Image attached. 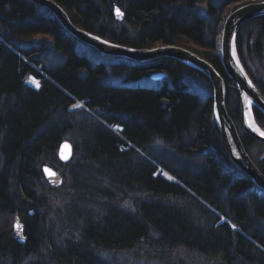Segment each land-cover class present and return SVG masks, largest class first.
Here are the masks:
<instances>
[{"label": "trees", "instance_id": "1", "mask_svg": "<svg viewBox=\"0 0 264 264\" xmlns=\"http://www.w3.org/2000/svg\"><path fill=\"white\" fill-rule=\"evenodd\" d=\"M55 1L77 27L116 44L137 49L175 45L197 54L191 45L201 49L200 55L224 76L228 113L264 174V143L240 127L237 89L218 55L223 15L244 0ZM115 6L125 11L122 23L115 20ZM86 49L41 6L0 0V264H44L45 258L47 264H108L101 252L130 253L155 239L163 246L171 239L172 245L215 264H264V195L232 162L216 125L212 94L203 88L209 85L204 76L173 59L134 64L96 51L88 55ZM237 51L264 94V81L250 67L251 61L264 60V17L241 27ZM159 71L166 73L159 85L127 83ZM259 74L264 77V71ZM118 75L120 81L113 78ZM31 76L41 81L39 90L26 86ZM84 101L101 120L84 108L72 109ZM255 116L264 129L263 113L255 109ZM90 119L97 126L87 130ZM111 126L123 129L115 132ZM80 127H85L77 134L84 153L79 155L77 145L79 159L62 165L56 149ZM154 140L157 145L148 148ZM46 163L55 170L76 167L70 177L73 196L86 202L82 224L72 221L79 236L66 238L57 249L53 243L49 250L43 245L48 235L54 237L42 213L43 191L51 190L42 174ZM162 168L174 180L166 179ZM95 169L108 178L103 190L78 181L79 171ZM94 191L107 201L130 193L134 197L127 201L134 210L114 205L123 199L111 206L105 201V210L113 208L114 214L90 218L89 225L84 214ZM17 217L25 226L24 245L13 236Z\"/></svg>", "mask_w": 264, "mask_h": 264}, {"label": "water", "instance_id": "2", "mask_svg": "<svg viewBox=\"0 0 264 264\" xmlns=\"http://www.w3.org/2000/svg\"><path fill=\"white\" fill-rule=\"evenodd\" d=\"M30 1L49 10L71 36L103 55L125 58L139 63L153 62L163 58L174 59L208 77L213 82L216 125L222 135L229 155L234 164L254 183L259 192L264 195V174L251 159L244 147L235 122L231 119L227 110V83L209 60L189 49L179 46L162 45L149 49H133L121 46L77 27L73 24L67 12L54 0ZM124 16L121 10L115 11V17L119 22L124 21ZM263 16L264 0L244 6L227 17L221 33V62L227 77L234 83L241 101V126L249 136L261 143H264V135H261L260 132L254 129L249 123V118L255 127L264 132L258 125L254 113V109L257 108L264 114V94L254 83L241 62L237 51V36L243 24ZM165 75V72L159 71L152 75V79L157 82L162 81ZM33 78L35 79V77ZM60 153L63 163L70 162L74 153L73 145L69 141H63L60 146ZM42 172L45 179L53 187H61L63 185L64 178L57 170L44 167ZM24 229V225L17 218L14 226V237L21 244L26 242Z\"/></svg>", "mask_w": 264, "mask_h": 264}, {"label": "rangeland", "instance_id": "3", "mask_svg": "<svg viewBox=\"0 0 264 264\" xmlns=\"http://www.w3.org/2000/svg\"><path fill=\"white\" fill-rule=\"evenodd\" d=\"M261 1L262 0H244V1H241L238 3H234V4L227 7V10L223 15L224 16V22H223L221 31L219 32V35L217 37L218 38V41H217L218 55L220 56V59H221V33L223 31V26H224V23L226 22L227 17H229L232 13H234L235 11H237L238 9H240L244 6L254 4L257 2H261ZM62 28L65 30V28L63 26H62ZM65 32H67V31L65 30ZM40 37L41 36H39L38 38H40ZM81 44H83V43H81ZM162 45H165V44H157L151 48H155V47L162 46ZM191 48L196 50V51H199L200 54L203 52L201 49H199L195 45H191ZM94 51H96V50L92 49L89 46H88V49H86V52L88 53V55L89 54L92 55L94 53ZM200 56H202V55H200ZM203 58H205V57H203ZM103 60L106 61L105 59H103ZM127 62L139 64V62L132 61V60H130V61L127 60ZM250 63H251L250 67H251L252 71L254 72V74L256 75V77L259 79H262L264 81V77H262L261 74H259L260 72L264 71V60L262 63H258V62H254V61H251ZM190 69H192V68H190ZM196 72H198V71H196ZM200 74H202V73H200ZM152 75L150 76L151 79L150 78L147 79L146 77H144L138 81L127 82V83L129 85H143V86L144 85H155V86L159 85L160 83H154L155 81L152 80ZM202 75L205 76L204 74H202ZM189 78H190V76H189ZM191 78L194 79L193 76ZM30 80H31V78L28 80V83H30ZM118 81H120V80L118 79ZM121 81H123V82L126 81L124 75H123ZM195 83H197V80H195ZM39 85H40V81H39ZM37 88H39V87H37ZM37 88H34V89H37ZM203 88L207 92L211 93L212 97H213V87L210 85V83H209V85L204 84ZM226 105H227V98H226ZM81 107H82V103H77L76 105H74L72 107V109L75 111V110L80 109ZM119 117L121 119V116H119ZM111 128H114V129L116 128V130H118V131H122V129H123L121 126H113V127L111 126ZM76 133H77V130L75 129V131L69 135V138L67 140H70V138H72L73 140H70V141L73 143V145L77 144L79 146V151H80V150H82L81 139L77 136ZM155 140L153 141V143H150L147 145L148 148L152 147L153 144L157 145V141L155 142ZM74 141L77 143H75ZM161 145H163V143ZM82 152L84 153V151H82ZM258 156H259V154H258ZM75 157H77V156H75ZM77 159H79V156L77 157ZM57 171L60 172L64 178V184L61 187H53L44 178L47 186H49V188H51V190H49V191L44 190L43 191V195L45 196V198H44L45 205L43 207L42 213H44V216H46L45 222L49 225L47 231L49 233L52 232V234L54 236V237L50 236V238H48L49 237V235H48V237L44 238L43 245H45L47 250L50 249V247L53 243H54L53 246L55 247V249H57L62 243L65 242L66 238L69 237L72 239H76L79 236V233H78L79 227L77 225H74V223H72V221L74 222V220L79 219V215H81L80 214L81 209L84 208L86 205V202L84 200H82V201L79 200V198L77 197L78 194L76 197L73 196L75 194L74 189H76V188L74 187L70 177H72L73 172L74 173L77 172L76 167L68 166L66 169L65 168H62V169L59 168V169H57ZM95 176H96L98 181L97 180L95 181V179L94 180H88L87 179V181H85V183L91 184L90 188H92L93 185L100 186V182L105 183V181L108 180V178L106 180L104 177H101L99 175H95ZM164 176L168 180H171V179L173 180V177L171 175L167 174ZM78 181L80 182L79 178H78ZM118 194L119 193H116V195L114 194L111 201H106V200H108V199H106L107 197L100 196V197H104L103 199H106L105 200L106 203H105V201L100 202L98 204L100 206H94V205L91 206V204H90V207H91L93 213H95L100 218L101 217L104 218V215L105 216H108V215L111 216L112 214H114L113 212H111L113 210V208H109V210H105L106 206L104 205V203L111 206V203H114L116 200H119V199H123L124 202L123 203L116 202L114 204L115 206L121 208L122 211H126V210L133 211L134 206H133L132 202L127 201V200H132L134 196H130L129 195L130 193L128 194V196H125V197L122 194L121 195H118ZM79 196L81 197V195H79ZM85 196H87V198L89 197L87 194ZM95 198H98V197L95 195L94 199ZM92 199H93V197L91 196L90 200H92ZM85 200L87 201L86 198H85ZM102 206H103V208H101ZM33 214L34 213H32V215ZM78 221H81L80 225L83 222V220L81 218ZM20 223H21V221H20ZM15 224H16V219H15L14 226H15ZM24 228H25V226H24ZM41 233L42 232L38 231V236H42L43 233L42 234ZM25 238H26V242H27V237L25 236ZM37 238L39 239V237H37ZM154 241H155L154 244H151V245H150V243L144 244L143 246L140 247V249H133V250H131V252L129 251L130 253H123V252H118V251H111V252L106 251L103 253L101 252L99 256H101L102 260H104L108 264H215L212 259H205L202 256H200L199 254H195V253H193L187 249L181 248V246L179 244H178V246H175V244L172 245L171 239H166L165 243H167V245H165V246H163L156 239ZM26 242L24 244H26ZM41 250H42L41 252H44V254H45V252H47L43 247H41ZM44 260H45L44 264H47L46 258Z\"/></svg>", "mask_w": 264, "mask_h": 264}, {"label": "bare ground", "instance_id": "4", "mask_svg": "<svg viewBox=\"0 0 264 264\" xmlns=\"http://www.w3.org/2000/svg\"><path fill=\"white\" fill-rule=\"evenodd\" d=\"M55 1V0H54ZM34 4H36V3H34ZM36 5H38V4H36ZM60 5V4H59ZM39 6V5H38ZM61 6V5H60ZM62 7V6H61ZM42 8H44V7H42ZM63 8V7H62ZM45 9V8H44ZM64 9V8H63ZM47 12H49L53 17H54V15L49 11V10H47V9H45ZM65 10V9H64ZM116 10H121L123 13H124V15H125V11L120 7V6H115V8H114V17H115V11ZM66 11V10H65ZM264 17V16H263ZM55 18V17H54ZM125 18H126V15L124 16V21H125ZM57 20V19H56ZM115 20L117 21V22H119L117 19H116V17H115ZM123 21V22H124ZM122 23V22H121ZM87 31V30H86ZM89 32V31H88ZM89 33H91V34H94V35H97V34H95V33H93V32H89ZM97 36H99V35H97ZM73 37V36H72ZM101 37V36H100ZM74 38V37H73ZM103 38V37H102ZM75 39V38H74ZM105 39V38H104ZM76 40V39H75ZM107 40V39H106ZM78 41V40H77ZM109 41V40H108ZM79 42V41H78ZM118 45H120V44H118ZM121 46H124V45H121ZM170 46H175V45H170ZM88 47V46H87ZM126 47H128V46H126ZM130 48V47H129ZM133 49H137V48H133ZM112 58H114V59H117V60H122V61H124V62H127V59H125V58H119V57H112ZM164 60H166V59H169V58H163ZM162 59H158V60H155V61H153V62H158V61H161ZM174 60V59H173ZM130 61V60H129ZM177 61V60H176ZM242 62V61H241ZM146 63H151V62H146ZM243 64V63H242ZM243 66H244V64H243ZM244 68H245V66H244ZM193 70V69H192ZM245 70H246V68H245ZM161 72V71H160ZM163 72V71H162ZM200 73V72H199ZM166 74V73H165ZM166 76V75H165ZM223 76V75H222ZM121 76L120 75H118V76H115V77H113L114 79H118V78H120ZM224 77V76H223ZM31 78V80H30V83H28V80ZM204 78H205V80L207 81V82H209L210 83V85L212 86V81L208 78V77H206V76H204ZM225 79V78H224ZM153 80V79H152ZM154 81V80H153ZM160 81H155L154 83H159ZM25 84H26V86H28V87H30L31 89H34V88H37V87H39V88H37V90H39L40 89V87H41V84L39 85V81H37L36 80V78L34 79L33 77H29L26 81H25ZM38 85V86H37ZM238 94V93H237ZM238 100H239V119H240V117H241V101H240V98H239V96H238ZM82 103V107L81 108H84L90 115H92L93 116V119L95 118V119H97V120H101V116H100V114L97 112V113H95V112H93V111H90L89 109H88V107L86 106V102L84 101V102H81ZM255 109H257V108H255ZM255 109H254V113H255ZM257 110H259V109H257ZM260 111V110H259ZM261 112V111H260ZM264 115V114H263ZM230 116V115H229ZM231 117V116H230ZM250 117V116H249ZM256 117V116H255ZM215 118V117H214ZM231 119L233 120V118L231 117ZM234 121V120H233ZM256 121H257V119H256ZM96 122L94 121V120H92V119H90V121H88V124H87V126H86V128H87V130L90 128V127H92V126H97V124H95ZM249 123L251 124V125H253V123H252V121H251V119L249 118ZM258 123V122H257ZM236 125V124H235ZM258 125H259V123H258ZM260 126V125H259ZM236 127H237V125H236ZM240 127L242 128V126H241V121H240ZM261 127V126H260ZM85 127H80L79 129L77 128V133L76 134H78V133H82V131H83V129H84ZM113 131H118V130H116V128L114 129V128H111ZM237 129H238V127H237ZM243 129V128H242ZM254 129H255V127H254ZM261 129H263L262 127H261ZM264 130V129H263ZM243 131H244V129H243ZM245 132V131H244ZM238 133H239V130H238ZM246 133V132H245ZM118 135H119V133H117ZM247 134V133H246ZM239 135H240V133H239ZM248 135V134H247ZM120 136V135H119ZM241 136V135H240ZM63 141H69L72 145H73V143L70 141V140H67V139H65V140H63ZM62 141V142H63ZM257 141V140H256ZM62 142H60L59 143V146H58V148L56 149V159H57V161L59 162V163H61L62 165H68V164H70V162H72L73 161V159H74V157H75V148L77 147V144H75V145H73V147H74V153H73V158L71 159V161L70 162H68V163H63L62 162V158H61V153H60V146H61V143ZM75 142V141H74ZM259 142V141H258ZM75 143H77V142H75ZM128 143V145H132L129 141L127 142ZM225 144V143H224ZM243 145H244V147L246 148V146H245V144H244V142H243ZM226 146V145H225ZM133 147V146H132ZM134 148V147H133ZM226 149H227V147H226ZM246 150H247V148H246ZM227 152H228V149H227ZM83 152H82V150H80L79 151V154L81 155ZM228 154H229V152H228ZM174 155V154H173ZM250 155V154H249ZM230 156V155H229ZM250 157H251V155H250ZM231 158V157H230ZM251 159L254 161V159L251 157ZM231 160H232V158H231ZM233 162V161H232ZM234 163V162H233ZM254 163L257 165V163L254 161ZM236 166V165H235ZM44 167H49V168H52V169H55L53 166H51L49 163H46V164H44V166L42 167V170H43V168ZM237 167V166H236ZM257 167H258V165H257ZM238 168V167H237ZM259 168V167H258ZM239 169V168H238ZM240 170V169H239ZM241 171V170H240ZM159 172L164 176V175H169V173L165 170V169H160L159 170ZM242 172V171H241ZM42 174H43V172H42ZM95 175H99V176H101V177H103V175L102 174H100L96 169L95 170H87L86 172H82V171H79V180H80V182H85V181H87V179L88 180H94L95 179V181L97 180V178H96V176ZM43 177H44V175H43ZM95 177V178H94ZM165 177V176H164ZM45 178V177H44ZM166 178V177H165ZM172 180V179H171ZM173 180H174V178H173ZM98 181V180H97ZM64 184V183H63ZM103 187H104V185H103V182H100V189H102L103 190ZM100 189H97L96 190V192H98L100 195H101V191H100ZM96 192L94 191V193H95V195H96ZM261 194V193H260ZM263 195V194H262ZM97 196V195H96ZM104 196V195H103ZM104 197H98V198H95V199H92L90 202L91 203H89L88 205H89V209H90V211L89 212H87V213H85L84 215V218L86 219V223L87 224H89L90 225V223L89 222H91L90 221V218H97L98 216L95 214V213H93V211L91 210V207H90V204H91V206H100V205H98L100 202H103V201H105L106 199H103ZM107 201V200H106ZM104 206V205H103ZM103 206L101 207V208H103ZM33 213V212H32ZM18 219H20L19 217H17ZM16 218V219H17ZM92 227V226H91ZM13 236H14V232H13ZM15 238V237H14ZM62 249V248H61ZM128 251H130V250H128ZM131 252V251H130Z\"/></svg>", "mask_w": 264, "mask_h": 264}, {"label": "snow or ice", "instance_id": "5", "mask_svg": "<svg viewBox=\"0 0 264 264\" xmlns=\"http://www.w3.org/2000/svg\"><path fill=\"white\" fill-rule=\"evenodd\" d=\"M122 15V14H121ZM98 39V38H97ZM38 86V85H37ZM251 103V102H250ZM253 127H255V125H252ZM255 130L257 132H260L261 135H264V132H262L258 127H255Z\"/></svg>", "mask_w": 264, "mask_h": 264}]
</instances>
